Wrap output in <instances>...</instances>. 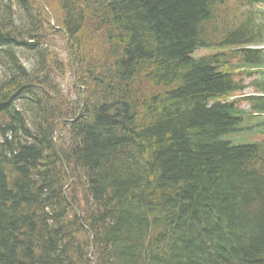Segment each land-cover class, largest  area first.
Returning <instances> with one entry per match:
<instances>
[{
	"label": "trees",
	"instance_id": "1",
	"mask_svg": "<svg viewBox=\"0 0 264 264\" xmlns=\"http://www.w3.org/2000/svg\"><path fill=\"white\" fill-rule=\"evenodd\" d=\"M46 4L87 104L54 138L80 105L57 85L71 62L45 47L39 0H0V264H92L88 230L95 264H264V140L232 142L242 118L222 100L232 61H259L242 49L263 42L253 13L237 18L229 0ZM212 46L241 49L191 58Z\"/></svg>",
	"mask_w": 264,
	"mask_h": 264
},
{
	"label": "rangeland",
	"instance_id": "2",
	"mask_svg": "<svg viewBox=\"0 0 264 264\" xmlns=\"http://www.w3.org/2000/svg\"><path fill=\"white\" fill-rule=\"evenodd\" d=\"M230 2V5L229 8H230V11L234 12L236 11L237 9V2L235 0H229ZM237 4V5H236ZM239 6V5H238ZM240 11H245L247 12L246 8L243 7V9H241ZM54 18H55V21L57 23V20H56V16L54 15ZM263 18H264V15H263ZM264 20V19H263ZM58 24V23H57ZM56 36H52L50 39H49V42H50V46H52V49L55 48L56 46V49H60L63 47L62 45V41H61V38H55ZM55 51V50H54ZM209 53V52H208ZM200 55H204L205 54V50H201L199 52ZM1 71V70H0ZM257 138V137H256Z\"/></svg>",
	"mask_w": 264,
	"mask_h": 264
},
{
	"label": "bare ground",
	"instance_id": "3",
	"mask_svg": "<svg viewBox=\"0 0 264 264\" xmlns=\"http://www.w3.org/2000/svg\"><path fill=\"white\" fill-rule=\"evenodd\" d=\"M66 174H67V173H66ZM68 206H69V207H72L71 203L68 202Z\"/></svg>",
	"mask_w": 264,
	"mask_h": 264
},
{
	"label": "water",
	"instance_id": "4",
	"mask_svg": "<svg viewBox=\"0 0 264 264\" xmlns=\"http://www.w3.org/2000/svg\"><path fill=\"white\" fill-rule=\"evenodd\" d=\"M64 164V163H63ZM65 165V167H66V164H64Z\"/></svg>",
	"mask_w": 264,
	"mask_h": 264
}]
</instances>
